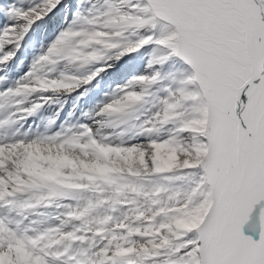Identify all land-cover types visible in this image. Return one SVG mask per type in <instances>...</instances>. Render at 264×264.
<instances>
[{"label": "snow or ice", "instance_id": "obj_1", "mask_svg": "<svg viewBox=\"0 0 264 264\" xmlns=\"http://www.w3.org/2000/svg\"><path fill=\"white\" fill-rule=\"evenodd\" d=\"M0 264H264V0H0Z\"/></svg>", "mask_w": 264, "mask_h": 264}, {"label": "bare ground", "instance_id": "obj_2", "mask_svg": "<svg viewBox=\"0 0 264 264\" xmlns=\"http://www.w3.org/2000/svg\"><path fill=\"white\" fill-rule=\"evenodd\" d=\"M103 84H104V82H103ZM104 86H105V84H104ZM61 104L63 105V109L60 111V119H63L66 116L68 110L72 107L73 104H78V107L76 109L77 115H79L80 112H82L83 109L87 106L85 102L84 103L75 102V100H73L71 96H68V97L59 96L57 98H54L53 101L49 102V104H47L43 108L42 113H43L44 117H43L42 122H37V120L33 121V117H32V118L29 119V121H31L30 123H33V126H34V124L39 123L40 126L43 127V124L46 122L47 118L52 116V115H54L57 110H60ZM40 158L41 157L39 156V158H36V159H40ZM43 159H50L51 160V159H54V158L49 156V157H43ZM55 162L57 163V160ZM33 167L37 171V168L35 166H33ZM44 171H45L46 174L53 173L52 169H46Z\"/></svg>", "mask_w": 264, "mask_h": 264}, {"label": "rangeland", "instance_id": "obj_3", "mask_svg": "<svg viewBox=\"0 0 264 264\" xmlns=\"http://www.w3.org/2000/svg\"><path fill=\"white\" fill-rule=\"evenodd\" d=\"M105 90V86H104V84H103V82L101 83V85H100V88L99 89H97L96 91H94L93 93H91L88 97H86V98H81V100L79 101V103H86V107L83 109V110H86L91 104H92V102L94 101V100H96V99H98L100 96L99 95H101V93L103 92ZM100 92V93H99ZM75 102H77V101H75ZM43 117H44V115H43V113H42V111H40L35 117H33V121L34 120H37V122H42V120H43ZM64 119V118H63ZM29 122H31V121H29ZM37 124V123H36ZM25 127H27L26 125H25ZM34 127H35V124H34ZM39 152H37V156H35V157H33L32 156V153H30L29 152V154H28V160H26L25 161V164L27 165L28 164V161H30V160H32V159H36V158H39V154H38ZM63 160V157H60L59 159H57V163H60L61 161ZM32 171L33 172H36V170L34 169V167H32ZM53 173H51V174H48V175H52ZM194 220H195V218L194 217H192V218H189V219H187L186 221H184V222H182V224H181V226H184V227H190V226H192V224L194 223ZM191 224H190V223ZM18 252H20L21 254H22V249H18L17 250Z\"/></svg>", "mask_w": 264, "mask_h": 264}]
</instances>
